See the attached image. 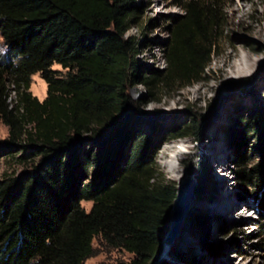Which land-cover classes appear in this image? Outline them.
Segmentation results:
<instances>
[{
	"label": "trees",
	"instance_id": "16d2710c",
	"mask_svg": "<svg viewBox=\"0 0 264 264\" xmlns=\"http://www.w3.org/2000/svg\"><path fill=\"white\" fill-rule=\"evenodd\" d=\"M134 1L0 0V123L7 128L0 158L27 164L0 180V264H83L95 236L131 254L115 264L161 260L176 186L154 156L165 141L195 136L197 121L140 131L146 113L126 90L142 85L152 100L200 80L221 16L219 0H183L168 27L163 68L141 73L138 43L126 35L137 22ZM34 73L46 85L42 100L28 90ZM236 122L260 160L245 167L235 152L233 175L258 193L264 211V117L253 109ZM81 201L91 202L87 211Z\"/></svg>",
	"mask_w": 264,
	"mask_h": 264
},
{
	"label": "rangeland",
	"instance_id": "374dc122",
	"mask_svg": "<svg viewBox=\"0 0 264 264\" xmlns=\"http://www.w3.org/2000/svg\"><path fill=\"white\" fill-rule=\"evenodd\" d=\"M182 2L134 1L137 22L126 35L138 43L135 60L141 73L163 68L168 27L181 15ZM219 11L216 52L200 80L183 87L169 86L152 100H147L144 86H127L130 100L142 105L146 113L137 121L140 131L149 132L155 124L167 128L186 124L190 118L197 121L195 136L165 141L154 156L163 177L176 187L184 179L194 181V197L178 234L162 240L161 260L153 264H264V211L259 195L233 175L235 152L242 154L245 167L260 160L256 142L241 131L236 119H244L253 109L264 117V0H219ZM243 55L249 57L247 63L239 62ZM235 63L241 64L240 71L232 69ZM51 68L64 72L57 64ZM28 90L38 100L44 98L46 85L38 73L30 76ZM6 134L7 128L0 123V140ZM171 144L178 146V152H165ZM26 166L1 157L0 180ZM198 183L203 187L196 193ZM80 205L87 211L91 202ZM191 215H201L203 224H193ZM91 245L92 254L83 264H115L131 258L121 249L102 244L99 236Z\"/></svg>",
	"mask_w": 264,
	"mask_h": 264
},
{
	"label": "water",
	"instance_id": "95a60500",
	"mask_svg": "<svg viewBox=\"0 0 264 264\" xmlns=\"http://www.w3.org/2000/svg\"><path fill=\"white\" fill-rule=\"evenodd\" d=\"M194 181L192 179H184L176 187V196L170 209V234L178 233L182 225L184 213H186L187 198L193 195Z\"/></svg>",
	"mask_w": 264,
	"mask_h": 264
},
{
	"label": "bare ground",
	"instance_id": "6f19581e",
	"mask_svg": "<svg viewBox=\"0 0 264 264\" xmlns=\"http://www.w3.org/2000/svg\"><path fill=\"white\" fill-rule=\"evenodd\" d=\"M249 60V57L247 56V55H243V56H241V58L239 59V62L241 63V62H245V63H247V61ZM234 64L233 65V68L232 69H237L238 71H240L241 69H240V66L239 65H241V64ZM178 152V146L176 145V144H171V145H167L166 147H165V152ZM193 195L191 196V197H189V198H187V201H186V211L188 210V208L190 207V203L189 202H191L192 201V199H193ZM189 204V205H188ZM178 233H172L171 235H172V237L173 236H175V235H177ZM168 235H170V232L168 233ZM168 235L166 236V238L168 237ZM170 235V236H171Z\"/></svg>",
	"mask_w": 264,
	"mask_h": 264
}]
</instances>
